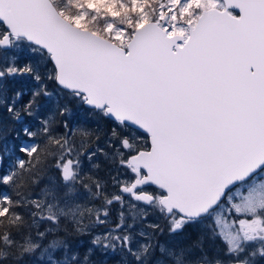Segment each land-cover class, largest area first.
<instances>
[{"label": "snow or ice", "instance_id": "obj_1", "mask_svg": "<svg viewBox=\"0 0 264 264\" xmlns=\"http://www.w3.org/2000/svg\"><path fill=\"white\" fill-rule=\"evenodd\" d=\"M109 254L264 264V0H0V264Z\"/></svg>", "mask_w": 264, "mask_h": 264}, {"label": "trees", "instance_id": "obj_2", "mask_svg": "<svg viewBox=\"0 0 264 264\" xmlns=\"http://www.w3.org/2000/svg\"><path fill=\"white\" fill-rule=\"evenodd\" d=\"M13 87H28V81L27 79H21L16 81L15 83L12 84ZM89 126L93 129H95L97 126H99L100 129L102 130H106L107 125L104 124V122H98L96 120H90L89 121ZM104 140H105V136L102 135L101 136V140H100V145L104 146ZM9 142H11V136H9ZM97 162H99L101 164V169L99 170V175L105 179H107L108 173H109V168L107 167V165L104 162V159L102 156L97 157ZM5 163L7 164V161H5ZM88 166H85V169L87 170ZM164 223H162L163 225ZM63 227V225H62ZM97 231H101V229H97ZM188 231H192V229H189ZM73 239L78 240L80 242L81 245H83V247H87L88 246V241H89V237L88 236H84V237H74ZM38 255V254H37ZM101 258L99 256L94 257V260L99 261ZM106 260V264H118V262L120 260H116L114 259L112 254H109L107 257L104 258ZM20 264H41V262L39 260L36 259L35 256L33 257H26L23 261L20 262Z\"/></svg>", "mask_w": 264, "mask_h": 264}, {"label": "flooded vegetation", "instance_id": "obj_3", "mask_svg": "<svg viewBox=\"0 0 264 264\" xmlns=\"http://www.w3.org/2000/svg\"><path fill=\"white\" fill-rule=\"evenodd\" d=\"M101 147H103V146H101ZM113 218H114V217H113ZM148 221H149V222H152V223H161V225H162V223H164V221L161 220V219H160L159 217H157L156 215H149V217H148ZM162 226H163V227H166L165 224H163ZM168 239H172V238H171V237H168V236H167V233H165V235H164L163 237H160L161 242H163V241H165V240H168ZM113 257H114L115 261H116V260H120V256H119V255H113Z\"/></svg>", "mask_w": 264, "mask_h": 264}, {"label": "rangeland", "instance_id": "obj_4", "mask_svg": "<svg viewBox=\"0 0 264 264\" xmlns=\"http://www.w3.org/2000/svg\"><path fill=\"white\" fill-rule=\"evenodd\" d=\"M85 166H88L87 163H85Z\"/></svg>", "mask_w": 264, "mask_h": 264}]
</instances>
